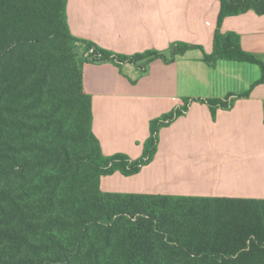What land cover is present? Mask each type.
Returning <instances> with one entry per match:
<instances>
[{"label":"trees","instance_id":"16d2710c","mask_svg":"<svg viewBox=\"0 0 264 264\" xmlns=\"http://www.w3.org/2000/svg\"><path fill=\"white\" fill-rule=\"evenodd\" d=\"M217 1L212 53L174 43L166 52L123 55L75 37L68 0H0V264H264V200L101 189L105 177H133L148 166L160 130L187 110L150 122L140 159L105 156L76 51L81 43L87 61L129 63L143 75L151 63L192 50L209 66L264 69L238 34L221 31L228 17L264 16V0Z\"/></svg>","mask_w":264,"mask_h":264},{"label":"crops","instance_id":"0c3cea01","mask_svg":"<svg viewBox=\"0 0 264 264\" xmlns=\"http://www.w3.org/2000/svg\"><path fill=\"white\" fill-rule=\"evenodd\" d=\"M217 0H68L71 33L123 55L168 50L174 43L213 51ZM244 51L264 64V16L250 11L224 20ZM84 87L92 97L93 132L103 154L140 159L150 122L185 114L159 133L154 160L133 177L102 179L110 193L264 200V77L261 64L218 61L200 50L175 62L138 66L87 61L76 45ZM223 102L227 108L212 106Z\"/></svg>","mask_w":264,"mask_h":264},{"label":"rangeland","instance_id":"374dc122","mask_svg":"<svg viewBox=\"0 0 264 264\" xmlns=\"http://www.w3.org/2000/svg\"><path fill=\"white\" fill-rule=\"evenodd\" d=\"M185 44H188V43H185ZM170 48V47H169ZM169 48H168V50H169ZM147 51H150V50H147ZM147 51H145V52H147ZM153 51V50H152ZM156 51V50H155ZM158 52H166V50H162V51H158ZM144 53V52H143Z\"/></svg>","mask_w":264,"mask_h":264}]
</instances>
